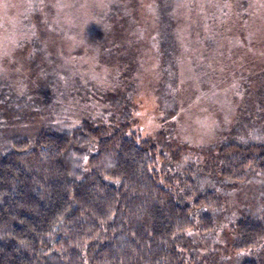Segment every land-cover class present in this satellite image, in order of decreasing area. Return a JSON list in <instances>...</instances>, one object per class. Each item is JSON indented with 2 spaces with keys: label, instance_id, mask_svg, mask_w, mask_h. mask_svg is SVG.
I'll use <instances>...</instances> for the list:
<instances>
[{
  "label": "rangeland",
  "instance_id": "374dc122",
  "mask_svg": "<svg viewBox=\"0 0 264 264\" xmlns=\"http://www.w3.org/2000/svg\"><path fill=\"white\" fill-rule=\"evenodd\" d=\"M131 1L0 0V145L41 123L147 140L160 182L183 190L191 166L198 188L221 197L214 229L198 238L214 248L206 262H264V243L230 248L235 221L264 204V179L232 186L213 165L232 131L264 141V0H176L162 43L151 0ZM112 4L126 35L97 38ZM192 251L184 257L205 262L206 250Z\"/></svg>",
  "mask_w": 264,
  "mask_h": 264
},
{
  "label": "trees",
  "instance_id": "16d2710c",
  "mask_svg": "<svg viewBox=\"0 0 264 264\" xmlns=\"http://www.w3.org/2000/svg\"><path fill=\"white\" fill-rule=\"evenodd\" d=\"M175 3L147 4L156 8L161 43ZM114 7L100 10L97 38L126 35ZM44 125L0 145V264H210L214 248L198 238L214 229L222 200L214 189L198 188V168L185 166L184 189L174 191L160 182L147 140ZM246 132L232 131L214 154L217 176L232 186L252 173L264 179V141L249 142ZM232 234V252L263 244L264 204L239 217ZM195 249L206 250L205 262L184 257Z\"/></svg>",
  "mask_w": 264,
  "mask_h": 264
}]
</instances>
